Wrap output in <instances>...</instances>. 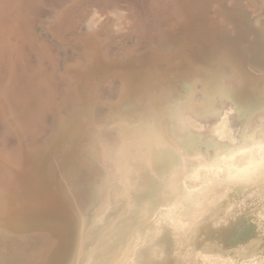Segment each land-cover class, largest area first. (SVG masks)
Here are the masks:
<instances>
[{"label":"bare ground","instance_id":"bare-ground-1","mask_svg":"<svg viewBox=\"0 0 264 264\" xmlns=\"http://www.w3.org/2000/svg\"><path fill=\"white\" fill-rule=\"evenodd\" d=\"M193 1L167 0L173 11L186 14L182 3L192 11ZM215 1L213 6L227 10L210 13L224 18L233 34L220 31L224 25L216 29L219 20L212 19L189 38L205 42L206 47L199 53L194 45L190 51L197 52L196 56L181 52L179 62L174 63L167 56L179 48L173 47L166 32L169 37L154 32L153 36L146 32L138 13H126V7L114 0H96L91 12H84L81 50L73 51L71 61L64 55V77L81 81L69 83L70 88L77 87L68 98L59 97L44 81L33 84V89L25 87L34 96L15 94L7 84L11 79L5 81L9 78L5 72L11 69L3 73V65L18 66L26 56V47L17 50L18 45L6 43L12 42L8 26L13 25L11 32H15L21 14L15 0L7 1L15 16L5 23L7 27L0 24V77H5L0 80V112L5 116L0 125V264H264V21L243 22L255 13L248 7L261 3L263 9L264 0H242L238 7L242 13L237 16L220 4L225 0ZM234 1L230 5L236 6ZM181 12L178 17L182 18ZM104 16L116 27V34L128 30L126 34L133 39L147 42L148 34L156 38V53L166 56L160 89L152 82L159 64L144 68L141 80L129 82L127 75L130 87L126 91L121 83L112 85L114 79L107 80L112 88L103 87V78L93 93L88 91L81 68L85 60L105 78L122 64V69L132 71V63L112 62L111 49L100 44L109 38L100 31ZM203 47L206 56L218 55V65L213 66L216 58H206ZM142 59L145 65L147 57ZM38 117L49 125L50 135L41 134ZM16 132L18 138L13 137Z\"/></svg>","mask_w":264,"mask_h":264},{"label":"rangeland","instance_id":"rangeland-1","mask_svg":"<svg viewBox=\"0 0 264 264\" xmlns=\"http://www.w3.org/2000/svg\"><path fill=\"white\" fill-rule=\"evenodd\" d=\"M4 1V2H3ZM7 1H9V0H0V24H2V25H4V28L5 27H7V23H8V21H10V20H8L9 18H11V17H14L15 16V14H14V10L12 11L11 9H10V7H9V2H8V5H7ZM18 1V2H17ZM36 1H38V0H36ZM35 0H23V2H22V0H15V2H16V4L18 3V8H21L20 10H19V12L21 13L20 14V20H16V22H17V25H16V27H17V31L15 30V32L13 31V33L11 32L12 31V29H13V25L12 26H8V28H10L9 30H10V33H11V35H9L8 36V39L9 38H11V39H9L10 41L12 40V42H9L8 43V41L6 40V43L9 45L10 43L11 44H16L15 46H17V47H15L17 50L18 49H20L21 47L22 48H24L25 49V47H26V56H25V58L23 59V60H20V62H18L19 64H18V66L16 65V64H14V65H12V66H14L15 67V65H16V67L14 68H12V66L10 65V67L8 66V65H3V70H2V68L0 69V70H2V72L4 73L6 70L5 69H7V71L9 70L10 71V69H11V71L10 72H5V74H6V76H5V74H3L5 77H9L8 79H5V81L6 80H9V79H11V80H9L8 81V83L7 84H9L10 86H11V89H14V91H15V94L18 92V93H20L21 92V94H23V95H27V96H29L30 95V92H31V94H32V96H34L35 95V93H32V91H30V89L29 88H25V87H34V85L33 84H35L36 86L39 84V83H42V81H44V82H46L47 83V85H49V87H51V88H55L54 89V91H55V93L56 94H60V95H62V96H59V97H63V94H64V97L65 98H68V96H71V92H73V91H75L74 89H76V87L77 86H74L73 87V85H72V87L70 88L69 86H70V84H74V85H77L76 83L77 82H81L80 80H76V79H74L73 81H71V79H69L68 77L66 78V77H64V71H63V69H65L64 67H65V64L66 63H64L63 62V60L65 59V57L67 56L68 57V59L70 60V58H73L74 57V53L76 52H78V51H80L81 49H80V44L82 43L81 41H80V39L81 38H79V36L81 35L82 36V33L84 34L85 32H86V30H84V28H82L83 27V24H84V12H86V13H88L89 11L91 12V9H92V6H94V4L95 3H97L96 2V0H53V2H51L52 0H50V2L48 3V1H45V3H43V0H39L38 1V3L36 2ZM99 1H102V0H99ZM110 1V0H109ZM113 1V0H112ZM115 2H119L122 6H123V8L124 7H126V9L124 8V11L125 10H127L126 11V13H130L131 14V12H135L136 14L135 15H137V13H138V15H140L139 16V18H140V20H143L142 21V24H144V28L146 29V32L147 33H149V34H151V35H153L154 33V35L156 36V35H159V36H165V37H169L170 36V39H171V41H172V39H173V43H174V46L173 47H178L179 48V50H175V52L176 53H174L172 56H167V57H172V60L174 61V63H177V62H179V60H180V55H181V52H185V53H188V51H190V49H193V50H195V51H197V50H199V49H201V47L204 45V47H206V45L204 44V43H201V42H196V41H192V40H189V38L191 39V35L193 36V34H195L196 32V30L197 31H200L201 30V27L203 26H206V24L208 25V23H210L211 22V20L213 19H215V21H217L218 22V20H219V23H217L216 24V27L218 26V28H216V29H220V28H222V26H223V28L225 27H227L226 26V23H225V21L222 19V17L220 18V17H218L217 16V14H215V13H210V11L211 12H215V11H225V10H227L226 9V7L225 8H222V6L221 5H219L217 8H216V6H213V5H215L216 4V1L215 0H213L214 1V3H212L211 1H205L204 3L201 1V0H194L195 1V4L196 3H198L197 5H193V8H192V11H190V8H189V6H186L187 4L186 3H182L183 5H182V7L184 6V8L186 7V9L185 10H187V14H186V12H181V11H179V9H177V11H173L172 10V7H174L173 6V4H171V3H168L167 2V0H114ZM126 1H128V2H126ZM155 1V2H154ZM193 1V2H194ZM232 0H225L224 2H221L220 4H222V5H224V6H228L229 7V9L228 10H232V15H235V16H237L236 14H238V15H241V11L239 10V4H240V2L242 3V0H240V1H238V0H236V1H234L237 5L235 6V4H232V5H230V2H231ZM238 1V2H237ZM247 0H244L243 2H246ZM22 2V3H21ZM39 2H41V3H39ZM129 2H131V3H129ZM160 3L159 5L157 4V3ZM165 2V3H164ZM60 3V4H59ZM152 5H154L153 7L151 6L150 7V5L151 4ZM156 3V4H155ZM211 3V4H210ZM21 4V5H20ZM30 4H31V6H33V8L30 6ZM39 6H37V5ZM57 4V5H56ZM162 4V5H161ZM171 4V5H170ZM199 4L202 6H199ZM4 5V6H3ZM28 5H29V7H28ZM124 5H126V6H124ZM127 5H128V7H127ZM235 7H234V6ZM261 3L259 4V6L258 7H260V9L258 8V7H248V11L249 12H255V13H252L251 15H252V17H249L246 21L244 20L243 22H244V24H245V22L246 23H249L250 22V20L251 19H253V18H255V20H256V18H260L261 19V21H264V8L262 9V7L261 6H263V5H261ZM23 6V7H22ZM41 6V7H40ZM165 6V7H164ZM170 6V7H169ZM204 6V7H203ZM234 8H233V7ZM28 7V8H27ZM37 8V9H39V11L42 13H44V16H42L41 15V13L39 12L38 13V11H37V9L35 10V8ZM47 7H49V8H47ZM157 7V9H155ZM159 7V8H158ZM230 7H232V8H230ZM30 8H32V9H30ZM43 8V9H42ZM129 8V9H128ZM164 8V9H163ZM166 8V9H165ZM176 8V7H175ZM183 8V9H184ZM188 8V9H187ZM205 10H203V9ZM28 9L31 11V13H38V15L35 13V15L34 14H30V12L28 11ZM47 9V10H46ZM149 9V10H148ZM160 9V10H159ZM218 9V10H217ZM252 11H251V10ZM23 10V11H22ZM33 10H35L34 12H33ZM48 10H50V11H48ZM56 10H57V12H56ZM60 10V11H59ZM128 10H130V11H128ZM162 10L164 11V12H162ZM166 10V11H165ZM174 10H176V9H174ZM188 10H189V12H188ZM235 10V11H234ZM3 11V12H2ZM5 11H6V13H5ZM10 11H12L11 13H10ZM210 13H208V12ZM156 12V13H155ZM179 12H181L180 14H182V18L181 17H178V16H181V15H179L178 13ZM237 12V13H236ZM23 13V14H22ZM142 13V14H141ZM160 13V14H159ZM227 13V12H226ZM9 14V15H8ZM12 14L14 15V16H12ZM29 14V15H28ZM47 14H48V16L50 17V18H48V17H46L47 16ZM177 14V15H176ZM183 14L184 15H186L185 17L183 16ZM25 15H27V16H29L28 18H27V16L25 17ZM40 15L42 16V17H40ZM209 15H211V16H209ZM212 15H214V16H212ZM21 16H23V17H21ZM32 16H35V17H32ZM111 16V15H110ZM262 16V17H261ZM6 17V18H5ZM38 17L40 18V19H38ZM184 17V18H183ZM211 17V18H210ZM21 18H23V19H21ZM30 18H32L31 20H30ZM36 18V19H35ZM46 18H48V19H46ZM52 18V19H51ZM179 18H181V19H179ZM207 18V19H206ZM34 19L35 20H37L38 21V24H37V21H34ZM41 19H43L42 20V23H41V21L39 22V20H41ZM83 19V20H82ZM106 19V17L104 16L103 17V19L101 20V22H103V28L101 27L100 28V31H101V34H103V37L105 38L107 35L105 34V33H107L108 35H109V38L108 39H106V41L105 42H101L100 44L104 47V48H109V49H111V54H110V57H112V58H110V60L113 62L114 60L116 61V60H119V62L121 61L122 63L124 62L125 64H126V66L127 65H129L128 63H132L131 65H132V68H130V69H132V71L131 72H129L128 70L127 71H125L124 69H122L125 65H123L122 64V68H118V67H116V69H115V67H113L114 69L112 70V74H110V75H108V76H106V78L105 77H103L101 74H100V72H96V68H95V66H93V67H91L90 65L88 66V62L85 60V62L83 61V64H81V68H84L83 70H84V73H86V80H87V82H88V91L90 92V91H92V93H93V90H94V88H96L97 87V85H96V83H98L99 82V78L100 79H104L103 81H105L104 82V85H103V87L105 86L106 88H112L113 86H111V84L109 83V82H107V80L108 81H111V80H109V79H116L115 80V82H114V80H112L113 82H112V85H114V83H115V85L116 84H118V83H121V84H119L122 88L124 87L125 88V91H126V89H128V87H130V85L129 84H127L128 83V79H130V81L129 82H131L132 81V79H133V81L135 80H137V79H140L141 80V75H142V73H144L145 72V70H144V68L146 69V70H148V69H150V66H151V68L152 67H154V66H157V65H159L160 64V70L158 69H154V71H153V80H152V82H154V84H156V85H154V86H156L158 89H160L161 88V86H163V83H164V80H162V78L163 77H165V73L166 72H164L165 70V66L163 67L162 65H164L163 64V62H164V59H165V55L163 56V54H161V53H159V55L156 53V44H155V40H156V38H153L152 36H150L149 34L147 35V36H149L148 38H147V42H145L146 40H141L140 39V37L139 38H135V39H133L132 37L133 36H131V34L129 33V34H126L127 33V31H125V32H123V33H114L113 32V30L116 28V27H111V25L109 24V23H107V21L105 20ZM218 19V20H217ZM221 19V20H220ZM22 20V21H21ZM29 20V21H28ZM152 20V21H151ZM174 20V21H173ZM205 20H207V21H205ZM25 21H27V22H25ZM56 21H57V23H56ZM156 21V22H155ZM209 21V22H208ZM249 21V22H248ZM21 22V23H20ZM31 22V23H30ZM36 22V23H35ZM152 22V23H151ZM155 22V23H154ZM6 23V24H5ZM32 23H35L36 24V26H32V25H30V24H32ZM154 23V24H153ZM157 23V24H156ZM161 23V24H160ZM221 23H222V25H221ZM9 24V23H8ZM34 24V25H35ZM42 24H44L43 26H42ZM108 24V25H107ZM146 24H148V27L146 26ZM152 25V26H154V25H158V26H156V28H155V26L154 27H152V26H150V25ZM161 26H160V25ZM219 24L221 25V26H219ZM23 25V26H22ZM28 25H29V27H28ZM42 27H41V26ZM106 25V26H105ZM171 25V26H170ZM172 25L174 26V27H172ZM20 26V27H19ZM22 26V27H21ZM24 27V28H23ZM38 29H36V28ZM165 29H164V28ZM197 27H199V28H197ZM220 27V28H219ZM23 28V29H22ZM42 28V29H41ZM98 28V27H97ZM151 28V29H150ZM220 29V31H222V32H225V31H230L229 33L230 34H233V31H231L232 30V26H230V25H228V27L225 29ZM229 28V29H228ZM32 29H35V30H32ZM44 29H45V31H44ZM162 30V31H160V30ZM168 30V31H165V30ZM198 29H200V30H198ZM8 30V31H9ZM22 30V31H21ZM32 30V31H31ZM50 30V31H49ZM152 30V31H151ZM159 30V31H158ZM225 30V31H224ZM19 31V32H18ZM34 31V32H33ZM83 31H85V32H83ZM112 33H111V32ZM31 32H33L35 35H33V33H31ZM151 32V33H150ZM154 32V33H153ZM162 32H163V35H162ZM165 32H166V34L167 35H169V36H166L165 35ZM193 32H195V33H193ZM48 33H50L49 35H47ZM52 33H53V36H52ZM56 33V34H55ZM181 33H183L182 35H184V36H182L181 35ZM226 33V32H225ZM39 35V37H40V39H42V41L40 40V41H38L37 40V38H38V36L37 35ZM41 34V35H40ZM54 34H55V36H54ZM78 34V35H77ZM111 34V35H110ZM125 34V35H124ZM174 34V35H173ZM202 34V33H201ZM0 39L1 38H3V35L1 34V32H0ZM20 38H18L17 36ZM29 35V36H28ZM32 35V36H31ZM127 35V36H126ZM129 35V36H128ZM153 35V36H154ZM185 35H187L186 37H185ZM203 35L205 36V33H203ZM28 38H26V37ZM33 36H34V39H36L35 41H37V42H35L34 41V39H33ZM36 36V37H35ZM46 36H49V37H46ZM60 36L62 37V38H60ZM80 36V37H81ZM99 36H100V34H99ZM117 36H119V37H117ZM176 36V37H175ZM180 36H182V37H180ZM188 36H190V37H188ZM203 36V37H204ZM23 37H25V38H23ZM43 37H44V39H43ZM51 37L54 39V40H52L51 39ZM76 37V38H75ZM114 37V38H113ZM151 37H152V39H151ZM171 37H173V38H171ZM177 37H180V39L178 38L177 39ZM185 37V38H184ZM187 37H188V39H187ZM49 38V39H48ZM183 38V39H182ZM25 39V40H24ZM46 39V40H45ZM58 39V40H57ZM62 39L64 42H62V41H60V40ZM77 39H79V40H77ZM115 39V40H114ZM129 39V40H128ZM139 39V40H138ZM14 40L16 41V43H14ZM23 40L25 41V42H23ZM33 40V41H32ZM44 40V41H43ZM51 40V41H50ZM74 40H75V42H74ZM132 40V41H131ZM149 40H150V42H149ZM152 40V41H151ZM180 40V42L178 43V41ZM187 40L189 41V42H187ZM115 41V42H114ZM143 42V44H142V42ZM176 41V42H175ZM181 41H182V43L184 44V46H183V44L181 43ZM192 41V42H191ZM41 42H43V45H41L42 43ZM51 43V45L49 46L50 48L49 49H47L46 48V46L47 45H49L50 43ZM56 42H58V44L56 43ZM73 42V43H72ZM81 42V43H80ZM107 42V43H106ZM141 42V43H140ZM152 42V44H150ZM185 42H186V44H185ZM5 43V42H4ZM24 43H26L25 45H27L28 46V48H27V46H25L24 45ZM37 44V46H36V49L38 50V51H40V52H38L37 53V50L35 51V48H34V44ZM41 43V44H40ZM49 43V44H48ZM80 43V44H79ZM106 43V44H105ZM110 43H113L111 46H110ZM147 43V44H146ZM176 43V44H175ZM188 43V44H187ZM21 44V45H20ZM29 44H30V47H29ZM35 44V45H36ZM47 44V45H46ZM57 44V46H55ZM142 44V45H141ZM200 44H202V45H200ZM33 46V48H32V46ZM45 45V46H44ZM54 45V46H53ZM61 47H60V46ZM75 45V46H74ZM131 45V46H130ZM139 45V46H138ZM151 45V46H150ZM177 45V46H176ZM195 45V46H194ZM44 46V47H43ZM52 46V47H51ZM59 46V47H58ZM106 46V47H105ZM134 46V47H133ZM142 46V47H141ZM144 46V47H143ZM147 46V47H146ZM195 47V49H194V47ZM48 47V46H47ZM54 47V48H53ZM57 47V48H56ZM68 47V48H67ZM147 49H146V48ZM152 49V50H150V48ZM154 49H153V48ZM204 47L202 48L203 49V51H202V53L204 52ZM40 48V49H39ZM44 48H45V50L46 51H50V49L53 51V49H54V51L52 52H49L50 54H47V52L44 50ZM53 48V49H52ZM56 48V49H55ZM128 48V49H127ZM132 48V49H131ZM144 48V49H143ZM149 48V49H148ZM185 48H187L186 50H185ZM189 48V49H188ZM58 49H59V51H58ZM61 49L63 50V51H61ZM127 49V50H126ZM130 49V55L128 54V50ZM34 50V51H33ZM122 50V51H121ZM148 50H150V51H148ZM182 50V51H181ZM192 50V51H193ZM28 51L31 53V56L33 57H31L30 56V53H28ZM64 51H65V53H64ZM73 51H75V52H73ZM144 51V52H143ZM187 51V52H186ZM192 51H190V53L192 52ZM200 51L201 50H199V51H197V52H199L200 53ZM24 52V53H25ZM33 52V53H32ZM43 52V54H45V52H46V55L45 56H43V54H40V53H42ZM145 52H146V55H144L145 54ZM150 52H151V54L153 53V54H155V55H150ZM158 52V51H157ZM197 52H195V54H197ZM52 53V54H51ZM56 53V54H55ZM61 53H62V55H61ZM64 53V54H63ZM80 53V52H79ZM123 54V56L122 55H120V54ZM125 53H126V55H128L127 57H125L126 55H125ZM144 53V54H143ZM147 53H149V55L147 54ZM198 53V54H199ZM205 53H207V52H204V54ZM209 53V52H208ZM212 52H210L209 54V56H212L211 58L212 59H215L216 58V60L213 62V66H216V65H218L217 63H218V61H220L221 59H217V56L218 55H216V54H211ZM34 54H36V55H34ZM189 54V53H188ZM187 54V55H188ZM192 54V53H191ZM194 54V52H193V54H192V56H194L195 55ZM37 55H40L39 57H37V58H35ZM61 55V56H60ZM64 55H66L65 57H64ZM140 55H143L144 56V58L145 57H147V59L149 58V59H151V60H147V59H145V61L147 62V61H150V62H144L145 63V65H141V63L144 61V59H142L143 58V56H140ZM149 57H148V56ZM169 55V54H168ZM203 55V54H202ZM208 55V54H207ZM35 56V57H34ZM52 56V57H51ZM56 56H60V57H58V59H56L57 57ZM64 58H63V57ZM86 56V55H85ZM122 56V57H121ZM137 56V57H136ZM138 56H139V60L138 59H136V58H138ZM152 56V57H151ZM188 56H190V55H188ZM196 56V55H195ZM205 56H206V54H205ZM204 55L202 56L203 58L205 57ZM209 56H206V58H210ZM214 56H216V57H214ZM44 58V59H42V58ZM45 57H46V59H45ZM56 57V58H55ZM128 57H129V59H128ZM161 57V58H160ZM32 58V59H31ZM53 58V59H52ZM60 58H62V60L60 59ZM155 58V59H154ZM157 58H159V59H157ZM28 59V60H27ZM30 59V60H29ZM36 59H38L37 61H36ZM48 59H50V60H48ZM129 61H128V60ZM25 60V61H24ZM59 60H61L62 62H60ZM69 60H67V61H69ZM125 60V61H124ZM127 60V61H126ZM134 60V61H133ZM141 60V61H140ZM154 60V61H153ZM35 61V63L33 64V62ZM54 61V62H53ZM71 61V60H70ZM162 61V62H161ZM217 61V62H216ZM23 62V63H22ZM86 62H87V64H86ZM22 63V64H21ZM29 65H28V64ZM64 63V64H63ZM143 63V64H144ZM214 63H216V64H214ZM50 64V66H48ZM61 64H62V66H61ZM84 64L87 66L86 67V71H85V67H84ZM112 64V63H111ZM146 64H147V66H146ZM162 64V65H161ZM19 65H21V66H19ZM131 65H130V67H131ZM7 66H8V68H7ZM30 66V67H29ZM43 66V67H42ZM54 66V67H53ZM134 66H135V68H137V67H139L140 66V68H138V69H135V70H133V68H134ZM149 66V68L147 69V67ZM1 67V66H0ZM6 67V68H5ZM26 67H27V69H26ZM38 67V68H37ZM51 67V68H50ZM63 67V68H62ZM91 67V68H90ZM158 67V66H157ZM163 67V68H162ZM17 68V69H16ZM32 68V69H31ZM41 68H42V70H41ZM44 68V69H43ZM112 68V67H111ZM125 68V67H124ZM15 71V73H16V71H17V74L18 75H16L15 73H14V71ZM16 69V70H15ZM19 69V70H18ZM53 69V70H52ZM99 69V68H98ZM38 70H39V72H40V74L39 73H37L38 72ZM52 72H51V71ZM82 70V71H83ZM99 70H101V68L99 69ZM98 70V71H99ZM117 70V71H116ZM136 70H137V73H135L136 72ZM143 71V72H141V71ZM36 71V72H35ZM78 71H80V70H78ZM87 71H90V72H87ZM92 71V72H91ZM95 71V72H94ZM122 71V72H121ZM133 71H135V72H133ZM139 71H140V73H139ZM159 71V72H158ZM162 71V72H161ZM24 72V73H23ZM28 72V73H27ZM57 72H59V73H57ZM158 74H157V73ZM12 73V75L10 76V74ZM22 73V74H21ZM36 73V74H35ZM98 73V74H97ZM130 73H131V75H130ZM8 74V75H7ZM13 74H15V75H13ZM21 74V75H20ZM25 74V75H24ZM57 74H59V75H57ZM114 74V75H113ZM115 74H116V76H118V77H116L115 76ZM139 74H140V76H139ZM159 74L161 75V76H159ZM0 75L2 76V73H1V71H0ZM27 75V76H26ZM94 75V76H93ZM114 76V78H111L112 76ZM125 76V79L123 78L124 76ZM127 75H128V79L126 78L127 77ZM155 75V76H154ZM158 75V76H157ZM163 75V76H162ZM17 78H16V77ZM18 76H19V78H18ZM24 76L25 77H28V78H26L27 79V82H25L26 81V79L24 78ZM43 76V78L41 79V77ZM45 76L47 77V79H45ZM58 76V77H57ZM63 76V77H62ZM123 76V77H122ZM133 76H135V79H134V77ZM139 76V77H138ZM143 76V75H142ZM5 77H0V80H1V78L3 79V78H5ZM12 77H14V78H12ZM36 77H38V78H36ZM50 77H52L51 79H50ZM57 77V78H56ZM138 77V78H137ZM156 77H159L158 79L156 78ZM24 80H23V79ZM30 78V79H29ZM35 78V80H33ZM49 78V79H48ZM55 78V79H54ZM97 78V80H94V79H96ZM155 78V79H154ZM32 79V80H31ZM45 79V80H44ZM62 79V80H61ZM69 79V80H68ZM92 79V80H91ZM16 80V81H15ZM29 80V81H28ZM52 80V81H51ZM55 81V83H53L54 81ZM91 80V81H90ZM121 80H122V82H121ZM156 80V81H155ZM12 81V82H11ZM23 81L25 82V83H23ZM32 81V82H31ZM36 81V82H35ZM41 81V82H40ZM50 81V82H49ZM62 81H63V83H62ZM69 81V82H68ZM93 81H96V82H93ZM116 81H118L117 83H116ZM160 81V82H159ZM7 82V81H6ZM48 82H49V84H48ZM56 82H57V84H56ZM71 82V83H70ZM13 83V84H12ZM19 84L18 85V87H17V85L16 84ZM53 83V84H52ZM70 83V84H69ZM109 83V84H108ZM123 83V84H122ZM6 84V85H7ZM15 84V85H14ZM30 84V85H29ZM52 86H51V85ZM69 84V85H68ZM32 85V86H31ZM54 85V86H53ZM58 85V86H57ZM110 85V86H109ZM15 87V88H12V87ZM55 86H57V87H55ZM89 86H91V88H93V89H91V88H89ZM16 87H17V89H16ZM64 87V88H63ZM10 88V87H9ZM18 88H20V90L18 91ZM57 88H59V90L57 89ZM73 88V91L71 90ZM2 89V88H1ZM17 91H16V90ZM33 89V88H32ZM57 89V90H56ZM22 90V91H21ZM155 90H157V89H155ZM23 91H26V92H23ZM28 91V92H27ZM37 91V90H36ZM69 91H71V92H69ZM60 92V93H59ZM17 93V94H18ZM37 93H38V91H37ZM62 93V94H61ZM67 93H69V94H67ZM71 93V94H70ZM74 93V92H73ZM91 93V92H90ZM120 93V92H119ZM122 93V92H121ZM51 94H53V92L51 93ZM67 94V95H66ZM1 96V95H0ZM26 100H30V99H25V101ZM71 107V106H70ZM71 109H75V107L73 108V104H72V107H71ZM2 116H4V114H2L1 112H0V125L2 126V124L4 123V118H5V116L4 117H2ZM38 119V121H40V122H38V129L42 132L41 134H44L43 136H48V135H50L51 133H52V131L51 130H49V129H47L48 128V124H44L43 125V123H42V121H41V119L38 117L37 118ZM40 119V120H39ZM2 120H3V123H2ZM7 120V119H6ZM41 124V125H40ZM119 124V123H118ZM41 126V127H40ZM45 128H46V130H45ZM44 129V130H43ZM51 132H49V131ZM44 131H46V132H44ZM19 133V132H18ZM18 133L16 132V134H14V136L13 137H15L16 135H18ZM48 133H50V134H48ZM17 138H18V136H16ZM39 138H41V136L39 137ZM43 138V137H42ZM41 138V139H42ZM26 141H27V139H25ZM26 141H23L24 142V144H26L27 142ZM40 142L42 141V140H39ZM18 141H15V142H11V144L9 145V147L11 148L15 143H17ZM26 142V143H25ZM38 142V141H37Z\"/></svg>","mask_w":264,"mask_h":264}]
</instances>
